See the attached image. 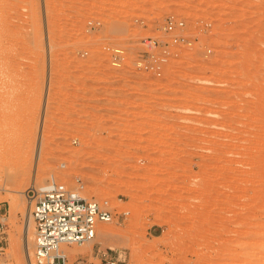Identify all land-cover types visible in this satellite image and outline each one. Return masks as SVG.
<instances>
[{
    "label": "rangeland",
    "instance_id": "374dc122",
    "mask_svg": "<svg viewBox=\"0 0 264 264\" xmlns=\"http://www.w3.org/2000/svg\"><path fill=\"white\" fill-rule=\"evenodd\" d=\"M171 16L191 45L135 71ZM77 177L118 219L68 264H264V0H0V264L33 257L27 190Z\"/></svg>",
    "mask_w": 264,
    "mask_h": 264
},
{
    "label": "built area",
    "instance_id": "2783aa9c",
    "mask_svg": "<svg viewBox=\"0 0 264 264\" xmlns=\"http://www.w3.org/2000/svg\"><path fill=\"white\" fill-rule=\"evenodd\" d=\"M100 25L98 21H89V29ZM185 22L175 17L165 20L163 33L169 40L147 37L139 42L134 58L131 60L135 71L160 77L166 63L175 57L182 46L191 42L183 31ZM104 53L114 69H122L128 61L127 52L117 46L106 45ZM84 183L75 179L73 187L50 178L44 185L32 187L26 195L30 200V214L34 221L33 257L29 264H68L64 246L83 244L95 238L97 225L110 223L118 214L109 201L88 199L82 195ZM127 212H122L126 216ZM96 258L101 264H126L124 252L112 249L98 250Z\"/></svg>",
    "mask_w": 264,
    "mask_h": 264
},
{
    "label": "bare ground",
    "instance_id": "6f19581e",
    "mask_svg": "<svg viewBox=\"0 0 264 264\" xmlns=\"http://www.w3.org/2000/svg\"><path fill=\"white\" fill-rule=\"evenodd\" d=\"M223 146H227L226 145V143H223L222 144ZM230 147V146H229ZM228 147V148H229ZM219 150V149H218ZM219 151H221V150H219ZM226 151V150H225ZM218 152V151H217ZM222 152V151H221ZM220 153V152H219ZM228 153V152H227ZM226 153V154H227ZM218 154V153H217ZM229 154V153H228ZM231 154V153H230ZM233 154H235V153H233ZM219 155H221V153L219 154ZM215 157H216V155H215ZM220 158H222L221 156H220ZM212 159H214V158H212ZM225 159V158H224ZM224 159H222V160H224ZM227 160V159H226ZM232 160V159H231ZM234 160V159H233ZM229 161V160H228ZM202 164V163H201ZM226 164V163H225ZM228 164V163H227ZM228 167V166H227ZM230 168V167H229ZM232 169V168H231ZM40 174H41V172H40ZM44 174V173H43ZM214 175V174H213ZM40 176V175H39ZM28 217H29V223H28V226H30V224H31V226H33L32 224H33V221H31L32 220V216H31V214H30V210H29V215H27ZM27 217V218H28ZM31 219V220H30ZM31 222V223H30ZM32 228V227H31ZM30 228V229H31ZM104 228V227H103ZM101 229V225H97V230L99 231L100 230V234L102 235V237H105V236H107L108 235V231L107 230H105V229H108V227L107 228H105V229ZM110 231V230H109ZM97 232V231H96ZM64 247H67V246H64ZM63 249V248H62Z\"/></svg>",
    "mask_w": 264,
    "mask_h": 264
}]
</instances>
